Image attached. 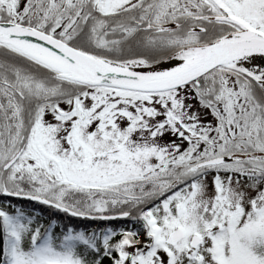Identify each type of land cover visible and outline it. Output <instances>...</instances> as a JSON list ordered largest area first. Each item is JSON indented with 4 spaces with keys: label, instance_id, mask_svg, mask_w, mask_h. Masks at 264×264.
<instances>
[{
    "label": "rangeland",
    "instance_id": "rangeland-1",
    "mask_svg": "<svg viewBox=\"0 0 264 264\" xmlns=\"http://www.w3.org/2000/svg\"><path fill=\"white\" fill-rule=\"evenodd\" d=\"M36 1L0 0V8H14L16 12L33 10L40 7ZM136 1L110 0L109 10H124ZM193 1L205 6L203 0ZM221 1L228 4L235 15L264 30V0ZM173 2L180 7L183 15L195 8L192 0ZM4 19L19 23L15 17ZM64 22V19L59 21L56 29H62L63 33L66 30L71 35L82 29V25H66ZM250 64L248 71L229 67L215 72L219 83L221 81L223 85V91L214 94L209 112V105L206 107L191 88L153 96L85 89L84 94L78 100L75 99L77 101L69 98L67 103L59 107L60 110L68 111L72 102L76 103V110L80 109V114L75 119L60 121L46 113L42 118L37 135L38 144L32 150L45 157L46 166L44 160H36L37 155L30 151L13 168L4 171L3 166L12 162L19 147L11 148V152L3 151L0 147V170L3 172H0L3 179L0 194L7 189L28 195V183L35 181L50 186L49 195L52 199L86 215L116 212L138 201L149 181L157 180L164 184L162 180L170 178L172 181L167 186L171 187L183 179L177 181L179 174L186 178L191 171L199 168L198 164L193 165L197 156L226 154L230 162L236 163L223 168L228 174L201 179L195 187L184 192L179 202L160 206L151 220L159 225L154 226L155 235L159 236V239L154 238L156 246L161 243V239L166 241L177 228L186 229L187 237L174 247L173 256L168 257L162 247L152 249L146 246L148 237H142L134 243L128 238L120 248L119 264H186L195 252L199 253V261L220 264L216 258L214 233L220 225L230 228V224L238 218L241 221L238 229L232 231L233 239L227 246V255L234 260V264H264V106H259L261 109L257 106L254 91L243 80L245 76H250L264 89V64ZM133 66L145 70L141 65ZM235 71L243 75H235ZM22 86L26 90L33 88L36 95L40 92V97L49 88L41 80L25 82ZM228 99L234 103V107L231 108L229 102L224 104ZM253 103H256L255 108ZM211 133L213 138L210 139ZM192 134H205V140L201 139L205 142L209 139L213 149L208 151L197 141L199 138H196L194 147L186 148L187 136ZM17 142L18 139L15 144ZM232 147L245 152H232ZM116 149L119 151L115 152ZM58 162L62 165L66 179L80 184L82 189L54 186L49 182L51 175L60 174ZM44 167L50 175L43 172ZM177 168L185 169V172L181 169L176 174ZM99 185L106 187L99 190ZM5 210L10 211L9 208ZM146 218L141 219L146 222ZM218 218L220 222L214 225V220ZM21 220L22 216L16 214V222ZM37 230L40 232L34 226L28 232H21V235L32 239L37 236ZM54 234V237L58 235ZM197 235L203 236V243L194 251L190 244ZM70 238L77 240L89 253L87 258L90 261L104 250V245L89 234ZM50 248L47 246L43 249Z\"/></svg>",
    "mask_w": 264,
    "mask_h": 264
},
{
    "label": "trees",
    "instance_id": "trees-1",
    "mask_svg": "<svg viewBox=\"0 0 264 264\" xmlns=\"http://www.w3.org/2000/svg\"><path fill=\"white\" fill-rule=\"evenodd\" d=\"M201 11H204V8ZM198 22L196 21L197 24ZM205 22L208 23L210 21ZM208 24L211 25L209 31L198 33L189 31L194 35V38L192 39L189 36L182 37L181 43L176 50H174L175 48H170V44L167 42H164L163 46H155L153 49L163 50V56L156 62L153 61L152 64L176 56H188L191 54L189 51L190 47L194 44L210 42L221 38L233 29L232 25L214 19ZM47 29V33L56 36L83 52L95 55L94 52L77 43L76 40L78 39L66 38L62 32L53 34L51 33V27H47ZM82 33L80 32V35ZM237 75L242 76L241 74ZM6 76L15 77L18 80L17 84H15L16 94L19 93L20 108L25 112L40 109L43 105L45 107L51 106L52 108H56L66 98L78 100L79 96L83 95V92L87 89V86L67 79L60 71L51 68L23 51L7 44H0V77ZM38 80H41L49 87L46 91L43 90L45 95L42 97H40V92L36 95L33 88L26 90L22 86L25 82L32 83ZM200 82L206 84L207 78L202 79ZM4 87L8 88L7 85H4ZM252 90L255 94L254 99L257 102V106H264V91L262 88L253 82ZM201 95L200 100L203 104H206L205 90ZM253 104L252 106L255 108L256 103ZM230 151L236 153L245 152L235 147H232ZM224 155L214 157L210 156V154H201L194 160L193 165H200ZM224 167L226 165L214 166L211 170H208L207 167H202L195 171L196 174L192 173L194 174L192 177H189L191 175L189 174L186 178L182 177L183 174H179L181 169L177 168L175 170L176 174H179L177 181L180 178L183 179H180L173 186H167L172 181L170 178L162 180L164 184L162 182L159 183L157 180L149 181L146 188H144L145 192L143 193L145 195L142 196L143 193H141V197L135 203L121 207L116 212L104 214L94 212L91 214L100 216L126 213L129 215V218L125 220L102 221L98 217L93 220L76 218L66 212L39 203L5 198L0 195V264H119L120 248L128 238L131 243H134L142 239V237H148V245L146 246H151L152 249L166 246L164 239H161V243L158 246L154 245V238L157 237L155 235L156 232H154V226L159 227V225L156 221L152 222L151 220L155 218V213H157L160 206L171 204L173 201L175 203L176 201L179 202L180 197L184 195L187 189L195 187L198 181L207 176L228 174L229 172L223 170ZM43 194L33 195L59 203L52 199L51 195ZM59 204L71 209V211L74 210L76 213H83L72 209L73 207H69L67 204ZM5 208H9L10 211H6ZM18 213L22 216L23 220L17 223L16 214ZM142 217H147L146 222L141 219ZM240 221L241 219L238 218V220L230 224V228L222 226L221 229L214 233L213 240L216 247V258L220 264H234V260L227 255V246L231 239H233L232 233L238 229ZM219 222L220 219L218 218L214 220L213 224L215 225ZM34 226H37L40 230V232L37 230V236L32 239L23 238L21 232H28ZM54 233L58 235L54 237ZM86 234L95 238L99 244L104 245L103 252L91 261L87 258L89 253L81 247L80 243L70 238L73 235L81 236ZM134 238H136L135 241L132 240ZM157 239H159V236ZM47 246H51L50 250L43 249ZM198 255L199 253L195 252V255L186 264H206L204 260L199 261Z\"/></svg>",
    "mask_w": 264,
    "mask_h": 264
},
{
    "label": "flooded vegetation",
    "instance_id": "flooded-vegetation-1",
    "mask_svg": "<svg viewBox=\"0 0 264 264\" xmlns=\"http://www.w3.org/2000/svg\"><path fill=\"white\" fill-rule=\"evenodd\" d=\"M173 1L138 0L124 10L110 11V0L108 2L103 0H77L75 2H71V0H37L36 3L38 2L40 7L33 10L16 12L14 8H0V20L5 21L6 19L4 18L6 17H15L18 22L36 27L45 32L48 30L47 27H51V33L56 34L62 32V29L58 30L56 27L58 22L64 19V24L82 25V29L74 35L69 34L65 30L64 33L62 32L63 35L66 38L78 39L76 40L77 43L94 52L97 57L127 64L146 65L152 64L153 61L156 62L163 56V50L153 49L155 46H163L164 42H167L170 44V48H175L174 50H176L181 43L182 37L194 36L190 32L209 31L211 25L208 23L212 19H221L223 16L221 9L217 5L214 6L211 0H206L209 5L204 2L205 6L200 7H196L197 4L195 5V2L192 1L195 7L194 10L188 11L185 13V17H181V9ZM202 8H204V11H201ZM203 20L210 22L206 23ZM196 21H199L198 24ZM175 24H178V26L166 27L175 26ZM232 31H236V29L234 30L233 28ZM80 32L83 33L80 35ZM215 75L217 73L209 75L206 84L198 81L190 87L197 93L198 97L202 96L201 94L205 90V97L209 105V107L206 106L208 107V112L211 110L212 106L210 104L213 102L214 94H221L223 91V85L221 81L219 83ZM17 81L12 76L0 77V147L3 151L11 152V148H16L15 146L18 145L19 148L15 153V158L18 156L19 158L13 167L24 158L26 152L30 153V151L37 155L36 160L45 161V157L41 156L40 152L32 150L38 144L37 135L40 132V123L45 113L50 115V117H56L60 121H70L69 119H75L80 114V109L76 110L77 104L74 105L73 102L68 111L60 110V105L67 103L66 100L68 98L60 102L56 108L46 106L44 109L23 111L20 108L19 93L16 94L15 84H17ZM4 85H7L8 88L4 87ZM217 90L218 92H216ZM72 101L77 100L72 99ZM74 106L76 108H73ZM230 107H234L233 102L230 103ZM69 111H73V113L63 115ZM205 134H194L196 135L195 138H199V140L194 139L192 136H187L185 147L192 148L195 142L200 141L207 150L211 149L213 143L208 138L206 140L208 139L209 143L204 141ZM20 137H22L21 140ZM211 138H213L212 133L210 135ZM16 139H18L17 144H15ZM207 145L210 146L207 147ZM111 151L109 150L108 152ZM208 151L205 152L207 153ZM201 152H203V149ZM201 152L197 151V153ZM5 167L3 166L2 169ZM27 170L29 171V169ZM42 170H44L45 174L48 171L47 169ZM182 170L185 172V169ZM0 172L1 174L3 173L1 170ZM47 174L50 175L49 172ZM50 178L53 180L51 184H54L56 181L58 182L59 175H51ZM2 180V175H0V185H2ZM28 184L30 188L28 190L30 192L29 195L49 192L50 186L48 185L37 184L35 181ZM144 191L145 189L142 192Z\"/></svg>",
    "mask_w": 264,
    "mask_h": 264
},
{
    "label": "water",
    "instance_id": "water-1",
    "mask_svg": "<svg viewBox=\"0 0 264 264\" xmlns=\"http://www.w3.org/2000/svg\"><path fill=\"white\" fill-rule=\"evenodd\" d=\"M213 2L226 12L227 16L224 20L239 27L240 32L208 45L194 47L189 59L176 56L174 59L145 70L100 60L40 30L15 23L0 22V43L23 51L60 71L67 79L83 85L145 94L166 93L186 87L210 72L221 67H228L236 61L264 59V33L253 29L244 20L234 16L221 0H213ZM15 160L7 168L12 166ZM227 161V159H218L203 164V166L219 165ZM5 195L52 206L51 203L40 198L10 193H5ZM53 208L76 218L95 219L93 216L78 214L59 205H53ZM127 217L128 215L100 216L99 219L116 221ZM185 237V229L179 228L169 236L167 243L174 247ZM202 239V236L194 237L191 248L197 249ZM167 254L172 256L169 250Z\"/></svg>",
    "mask_w": 264,
    "mask_h": 264
},
{
    "label": "bare ground",
    "instance_id": "bare-ground-1",
    "mask_svg": "<svg viewBox=\"0 0 264 264\" xmlns=\"http://www.w3.org/2000/svg\"><path fill=\"white\" fill-rule=\"evenodd\" d=\"M252 62L256 65L264 64V61L262 60L243 59V60L236 61L231 66L239 70L248 71L249 70L248 65H251L250 63Z\"/></svg>",
    "mask_w": 264,
    "mask_h": 264
}]
</instances>
